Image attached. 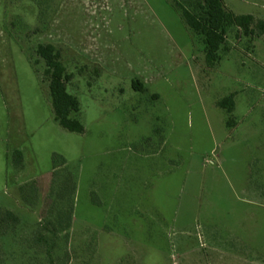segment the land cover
I'll list each match as a JSON object with an SVG mask.
<instances>
[{"label":"rangeland","instance_id":"obj_1","mask_svg":"<svg viewBox=\"0 0 264 264\" xmlns=\"http://www.w3.org/2000/svg\"><path fill=\"white\" fill-rule=\"evenodd\" d=\"M234 34L208 68L172 0H0V264H264V35ZM47 45L81 135L53 122Z\"/></svg>","mask_w":264,"mask_h":264},{"label":"trees","instance_id":"obj_2","mask_svg":"<svg viewBox=\"0 0 264 264\" xmlns=\"http://www.w3.org/2000/svg\"><path fill=\"white\" fill-rule=\"evenodd\" d=\"M172 8L179 14L180 19L192 36L200 40L204 61L208 68H213L220 61V54L225 51L226 36L230 30L235 31L234 37L236 39L239 33L246 38L264 35L263 22L254 23L250 16L235 17L225 12L221 0H172ZM35 54L44 66L43 74L47 79L53 122L69 134L81 135L83 128L78 120L79 105L77 100L66 92V83L69 78L65 75L58 53L52 46L47 45L38 46ZM132 88L137 92L141 91L137 82L132 83ZM217 107L227 116L226 127L232 129L235 126L232 117V96L221 100L217 103ZM13 157L14 165L19 166L20 154L14 152ZM58 216L66 217V224L60 217H57L56 223L61 220L62 223L56 224V227L51 223L48 224V227L52 229L50 231L51 236L68 228L69 212L64 211ZM44 243L47 245L46 241Z\"/></svg>","mask_w":264,"mask_h":264}]
</instances>
